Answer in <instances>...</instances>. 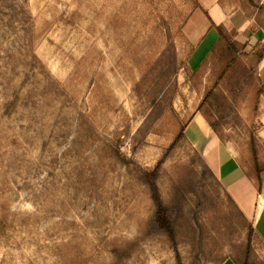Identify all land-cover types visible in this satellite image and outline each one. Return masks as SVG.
Instances as JSON below:
<instances>
[{"label": "rangeland", "instance_id": "1", "mask_svg": "<svg viewBox=\"0 0 264 264\" xmlns=\"http://www.w3.org/2000/svg\"><path fill=\"white\" fill-rule=\"evenodd\" d=\"M263 58L264 0H0V264H264L201 150L264 187Z\"/></svg>", "mask_w": 264, "mask_h": 264}, {"label": "crops", "instance_id": "2", "mask_svg": "<svg viewBox=\"0 0 264 264\" xmlns=\"http://www.w3.org/2000/svg\"><path fill=\"white\" fill-rule=\"evenodd\" d=\"M209 7V6H208ZM264 80V58L259 65ZM264 119V116H263ZM264 135V130L262 131ZM207 132L202 135L207 138ZM202 155L208 167L221 182L222 186L235 201L238 208L253 220L258 251L264 254V187L260 188L246 175L236 156L230 150H221L219 137L213 133L202 145ZM220 264H238L227 258Z\"/></svg>", "mask_w": 264, "mask_h": 264}, {"label": "trees", "instance_id": "3", "mask_svg": "<svg viewBox=\"0 0 264 264\" xmlns=\"http://www.w3.org/2000/svg\"><path fill=\"white\" fill-rule=\"evenodd\" d=\"M155 222H156L157 226L159 225L161 227L160 230H164L166 232H169V233L172 232L173 233L172 224H171V221L169 220V217H168V214H167L166 210L160 209V211L157 214V217L155 219Z\"/></svg>", "mask_w": 264, "mask_h": 264}]
</instances>
